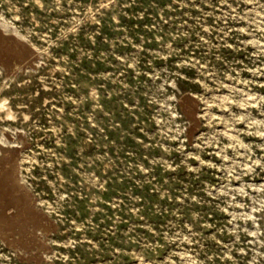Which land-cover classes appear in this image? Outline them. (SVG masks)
Returning <instances> with one entry per match:
<instances>
[{"label":"rangeland","instance_id":"rangeland-1","mask_svg":"<svg viewBox=\"0 0 264 264\" xmlns=\"http://www.w3.org/2000/svg\"><path fill=\"white\" fill-rule=\"evenodd\" d=\"M1 101L0 264H264V0H0Z\"/></svg>","mask_w":264,"mask_h":264},{"label":"bare ground","instance_id":"bare-ground-1","mask_svg":"<svg viewBox=\"0 0 264 264\" xmlns=\"http://www.w3.org/2000/svg\"><path fill=\"white\" fill-rule=\"evenodd\" d=\"M5 105H7L5 101L0 102V108L6 107ZM8 113H9V115H12V113L10 111H8Z\"/></svg>","mask_w":264,"mask_h":264}]
</instances>
